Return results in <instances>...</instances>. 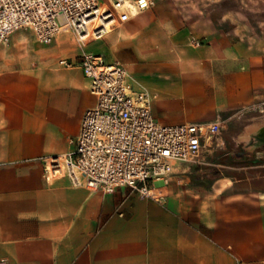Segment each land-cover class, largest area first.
<instances>
[{
	"label": "crops",
	"instance_id": "1",
	"mask_svg": "<svg viewBox=\"0 0 264 264\" xmlns=\"http://www.w3.org/2000/svg\"><path fill=\"white\" fill-rule=\"evenodd\" d=\"M168 9L155 0L87 47L63 31L40 51L32 41L19 56L0 51V264H264V126L238 134L242 146L222 136L234 109L262 97L264 67L246 64L240 42L213 31L209 48L167 64L165 31L190 39L185 19L165 23ZM129 29L131 40L122 36ZM83 52L120 63L132 90L156 91L151 111L159 123L223 121L216 145L196 163L174 164L167 186L158 185L163 202L46 178L45 161L73 148L70 139L95 104L82 71L59 65Z\"/></svg>",
	"mask_w": 264,
	"mask_h": 264
},
{
	"label": "built area",
	"instance_id": "2",
	"mask_svg": "<svg viewBox=\"0 0 264 264\" xmlns=\"http://www.w3.org/2000/svg\"><path fill=\"white\" fill-rule=\"evenodd\" d=\"M154 4L155 0H0V46L21 29L30 30L44 45L70 31L84 46L102 37L83 39L101 7L105 9L101 18L113 28ZM59 65L82 71L95 104L84 112L78 135L70 139L73 148L45 161L48 180L68 177L75 186L104 194L128 188L163 202L161 189L174 164L196 163L205 148L216 145L223 125L220 118L179 125L157 122L149 94L128 87L120 63L83 52L73 60H60Z\"/></svg>",
	"mask_w": 264,
	"mask_h": 264
},
{
	"label": "rangeland",
	"instance_id": "3",
	"mask_svg": "<svg viewBox=\"0 0 264 264\" xmlns=\"http://www.w3.org/2000/svg\"><path fill=\"white\" fill-rule=\"evenodd\" d=\"M159 1L170 4L171 9L166 12L170 14V21H174L165 22L166 24L177 23L179 25L178 19H185L183 21L190 24L186 27L190 32V39L178 41V36H175L172 31H165L162 49L168 54L165 59L167 64H177L182 59H191L190 57L194 54V51L209 48L211 44L206 35L213 31V35L215 33L228 34V39L232 42L238 40L241 44L238 52L243 53L246 64H249L248 60L253 59L254 61L258 60L264 67V0H157V2ZM140 16L142 15H138L137 18ZM124 24L114 29L112 33L110 32L99 39L91 40L84 46L87 47L93 43L107 40L110 34L118 32ZM69 33L75 40L73 34ZM123 35L128 40H131L133 38V30L129 29ZM16 36H22V39H27V41L11 42ZM28 41H32V50L40 51L47 47V45L38 42L30 30L21 29L14 32L6 44L0 46V51L2 53L7 51L19 56L27 50ZM76 42L78 45L83 46L78 41ZM115 42L117 45H121V41L116 40ZM213 48L215 49L216 47ZM127 52L133 53L131 48ZM0 60L2 61L3 58H0ZM157 69L163 74L164 68ZM142 79L143 75L141 72L134 76L136 82ZM155 81L158 84L165 83L162 79ZM148 94L150 96L151 109L154 111L158 100L157 92L148 91ZM252 125L264 126V89H262L260 100L234 109L233 117L228 122L226 130L222 132L223 140L225 139L233 147L237 146L238 134L245 130L246 127ZM238 146H242V144ZM222 147L226 148V146L221 145L218 151H221Z\"/></svg>",
	"mask_w": 264,
	"mask_h": 264
},
{
	"label": "bare ground",
	"instance_id": "4",
	"mask_svg": "<svg viewBox=\"0 0 264 264\" xmlns=\"http://www.w3.org/2000/svg\"><path fill=\"white\" fill-rule=\"evenodd\" d=\"M104 11L105 9L101 7L100 14L97 16V18L94 20H91L88 23L89 29L85 30L83 39L92 37V36H97L98 34H100V36H105L113 31L110 27V24L105 22L104 20L105 18H101V15H103Z\"/></svg>",
	"mask_w": 264,
	"mask_h": 264
}]
</instances>
